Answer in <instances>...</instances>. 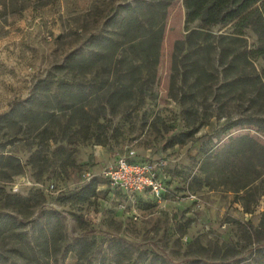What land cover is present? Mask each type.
<instances>
[{
    "label": "rangeland",
    "instance_id": "1",
    "mask_svg": "<svg viewBox=\"0 0 264 264\" xmlns=\"http://www.w3.org/2000/svg\"><path fill=\"white\" fill-rule=\"evenodd\" d=\"M118 157L162 192L110 189ZM0 220V264H264L262 10L186 30L183 0H0Z\"/></svg>",
    "mask_w": 264,
    "mask_h": 264
},
{
    "label": "trees",
    "instance_id": "2",
    "mask_svg": "<svg viewBox=\"0 0 264 264\" xmlns=\"http://www.w3.org/2000/svg\"><path fill=\"white\" fill-rule=\"evenodd\" d=\"M155 2L148 4V10L145 15V25L147 30V35L144 38V52L145 54H151L152 57H157L159 43L162 39L163 26L157 22L158 18L155 13ZM183 7L185 10V28L195 22H200V28L206 29L218 23L233 22L235 20H242L250 12L254 10L261 9L264 14V0H183ZM125 16L122 18V22L130 25L134 22L133 15L137 7H132L130 5L125 6ZM152 21L151 23L149 21ZM156 20V23L154 22ZM160 24V25H159ZM194 32L189 33L190 37ZM90 60L88 57H83V55L73 54L67 57L64 64V70L70 72L78 66V70H83L86 68L87 63ZM74 108V107H70ZM96 186V178H92L90 183L80 189L78 194L80 196V201L84 202L87 195H90ZM6 224L0 220V228H3Z\"/></svg>",
    "mask_w": 264,
    "mask_h": 264
},
{
    "label": "built area",
    "instance_id": "3",
    "mask_svg": "<svg viewBox=\"0 0 264 264\" xmlns=\"http://www.w3.org/2000/svg\"><path fill=\"white\" fill-rule=\"evenodd\" d=\"M160 166V165H159ZM156 167L150 161H135L127 157H118L104 167L100 173L110 189L120 190L130 195L158 196L162 192V183L157 179ZM87 180L93 177L86 175Z\"/></svg>",
    "mask_w": 264,
    "mask_h": 264
}]
</instances>
